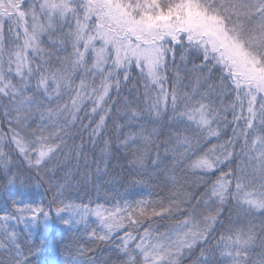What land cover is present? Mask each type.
<instances>
[{
    "label": "snow or ice",
    "instance_id": "snow-or-ice-1",
    "mask_svg": "<svg viewBox=\"0 0 264 264\" xmlns=\"http://www.w3.org/2000/svg\"><path fill=\"white\" fill-rule=\"evenodd\" d=\"M13 153L67 171L49 210L0 213V264L34 252L7 222L50 211L87 229L65 264H264V0H0L6 176Z\"/></svg>",
    "mask_w": 264,
    "mask_h": 264
},
{
    "label": "trees",
    "instance_id": "trees-1",
    "mask_svg": "<svg viewBox=\"0 0 264 264\" xmlns=\"http://www.w3.org/2000/svg\"><path fill=\"white\" fill-rule=\"evenodd\" d=\"M135 75V72L133 73ZM6 130V128H5ZM7 150V148H6ZM13 162L9 166L7 176H11L14 172L18 173L15 182L7 183V176L2 168H0V212L10 209L11 205L17 200L33 199L48 203L52 199L53 194L60 185L65 183L64 176L67 168L59 166L45 174V182L37 184L38 177L35 169H29L23 157L12 154ZM55 163V161L53 162ZM21 178L22 181H21ZM144 191L141 186L130 187L122 185L120 193L125 198H133L140 192ZM62 196L65 203H95L104 202L102 196L98 197L97 192L92 186H76L72 185L62 189ZM14 231L17 233V242L27 251L28 248L34 249L31 256H28L25 264H49L50 262H58L65 264L66 259H71L76 255V248L79 244L86 242L84 232L87 229L84 225H66L56 218L52 212L49 215V227L45 232H36L29 237L20 227L16 225ZM111 254V245H100L92 258L96 264H102L105 256ZM111 258H115L111 255ZM190 264V260L185 261Z\"/></svg>",
    "mask_w": 264,
    "mask_h": 264
},
{
    "label": "rangeland",
    "instance_id": "rangeland-1",
    "mask_svg": "<svg viewBox=\"0 0 264 264\" xmlns=\"http://www.w3.org/2000/svg\"><path fill=\"white\" fill-rule=\"evenodd\" d=\"M15 203L17 204H24V203H29V204H44L45 205V210H49V206L48 203H44L40 200L37 199H33L31 201L28 200H17ZM51 212V211H50ZM0 213H9L11 215H15V213L12 211V208L10 209H6ZM53 215L58 218L61 222H63L65 219L69 220V223H67L66 225H77V223L75 222V220H72L70 218V214L66 211H63L59 214H56L54 211H52ZM227 215V213H225V216ZM88 220L90 223L93 224V226L99 227L98 222L95 221V219L93 217H88ZM8 226L14 230L16 225L19 224L20 227L22 228V230L29 236L31 237L34 233L36 232H45L48 227H49V217L45 218L43 217V215L41 214V216L37 217L35 219V221H33L31 218H25V220L23 222L19 221V218H17V220L13 221V220H9L8 222ZM65 224V223H64ZM122 234V233H120ZM49 264H61L58 262H50Z\"/></svg>",
    "mask_w": 264,
    "mask_h": 264
}]
</instances>
